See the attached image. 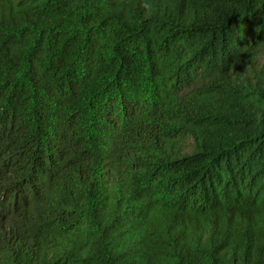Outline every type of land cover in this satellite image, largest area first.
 <instances>
[{
    "label": "trees",
    "instance_id": "obj_1",
    "mask_svg": "<svg viewBox=\"0 0 264 264\" xmlns=\"http://www.w3.org/2000/svg\"><path fill=\"white\" fill-rule=\"evenodd\" d=\"M0 264H264V0H0Z\"/></svg>",
    "mask_w": 264,
    "mask_h": 264
}]
</instances>
